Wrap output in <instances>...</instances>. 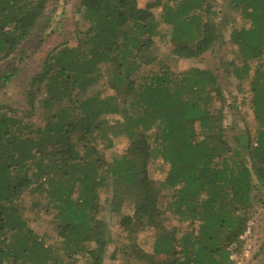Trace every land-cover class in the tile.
I'll use <instances>...</instances> for the list:
<instances>
[{
    "label": "trees",
    "instance_id": "16d2710c",
    "mask_svg": "<svg viewBox=\"0 0 264 264\" xmlns=\"http://www.w3.org/2000/svg\"><path fill=\"white\" fill-rule=\"evenodd\" d=\"M50 2L0 0V63L17 51L20 60ZM227 6L243 20L226 38L232 56L174 71L157 40L176 58L202 57L225 34L212 0L75 1L87 24L74 29L76 43L45 52L23 108L0 103V264H103L107 191V208L131 204L119 219L130 240L155 229L149 253L131 241L134 264H234L254 200L264 198V0ZM18 71H4L2 84ZM219 74L255 120L238 146L225 137ZM117 136L127 146L107 161ZM25 192L55 211L57 251L28 226Z\"/></svg>",
    "mask_w": 264,
    "mask_h": 264
},
{
    "label": "rangeland",
    "instance_id": "374dc122",
    "mask_svg": "<svg viewBox=\"0 0 264 264\" xmlns=\"http://www.w3.org/2000/svg\"><path fill=\"white\" fill-rule=\"evenodd\" d=\"M75 1L51 0L46 12L47 18L43 23L44 29L42 32H36L32 40L26 43L20 60L19 51H17L14 55L9 56L0 63V76H3L6 70L11 71L13 67H19V71L11 76L5 84H2L0 80V103L4 102L13 107L23 108L25 103L21 92L27 78L38 68L41 59L44 58L45 52L56 42L67 41L69 45L76 43V36L73 34L74 29H83L87 24L83 22L80 13L74 11ZM212 4L213 8L218 12V19L222 25L224 24L221 30L225 34H223L222 40L213 49L204 53L202 57L196 59L176 58L170 54V44L161 43L157 40L158 51L169 62L172 70L178 71L190 66L213 68L218 65V60L232 56V46L226 38L232 25L239 27V25L243 24V20L240 18L241 14L232 11L227 6V0H212ZM157 8L154 10L157 11ZM162 28L164 29L163 25H161ZM219 77L222 89H225L223 107L225 137L231 147L234 145L238 146L241 140L245 138L244 131L250 136L253 135L256 129L255 120L252 110L246 104L245 99L240 100V97H237V101L235 98L233 99L234 95L238 94L235 82L226 76L225 79H222L220 74ZM96 90L97 85L89 89L87 93H92ZM108 92L109 90H107ZM241 134H244L242 138ZM126 146V138L121 136L114 137L113 146L105 151L107 161H110L113 155L122 153ZM229 153H225L227 162H229ZM149 167L152 175L157 177L154 165L150 164ZM255 193L257 197L259 195L258 191L256 190ZM110 196L108 191L101 193V202L103 203L101 215L107 222L111 235V241L105 249L103 264H124L126 263L125 261H129L131 264L137 263L138 258L135 250L129 248L131 241L135 240L137 244L135 246L139 247L141 251L149 253L155 229L140 231L130 240L120 226L119 219L124 214H131V204L125 200L119 210H111L107 208V201ZM43 200L41 196L35 197L29 192L23 193L22 202L26 207L27 224L38 237L42 238L45 244L50 245L53 250L57 251L59 249V238L56 236V229L53 225L55 211L52 207H43ZM34 201L37 202L36 206L34 205ZM163 204L164 200L161 199L160 206L163 207ZM240 239H242L241 250L239 253H233L230 256L234 264H264V198L254 200L253 212L247 221L244 232L240 235ZM59 254H62V252ZM82 261L83 258L78 257L75 260V264H80Z\"/></svg>",
    "mask_w": 264,
    "mask_h": 264
}]
</instances>
